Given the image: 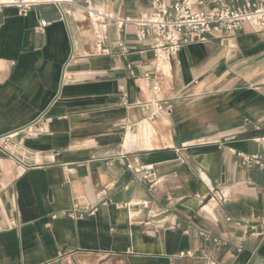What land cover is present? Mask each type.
I'll use <instances>...</instances> for the list:
<instances>
[{"label": "crops", "instance_id": "crops-1", "mask_svg": "<svg viewBox=\"0 0 264 264\" xmlns=\"http://www.w3.org/2000/svg\"><path fill=\"white\" fill-rule=\"evenodd\" d=\"M151 43L111 25L100 55L77 9L0 11V264H264V171L240 156L264 157V34L181 48L157 90Z\"/></svg>", "mask_w": 264, "mask_h": 264}, {"label": "built area", "instance_id": "built-area-1", "mask_svg": "<svg viewBox=\"0 0 264 264\" xmlns=\"http://www.w3.org/2000/svg\"><path fill=\"white\" fill-rule=\"evenodd\" d=\"M149 8L136 17H115L97 9L91 0H0V11L5 8H15L25 16L31 9L39 6L53 5L58 8L68 6L77 9L89 21L95 47L100 55H108L110 50L104 46L107 40L108 28L115 25L118 28L132 26L135 38L144 41L151 38L153 54L151 65L154 69V88L158 89V78L162 69L170 70L171 64L181 48L194 43H207L208 36L217 34L222 38H230L240 31L244 25H249L257 32L264 34V0H148ZM48 26L46 21H40L35 30L44 32ZM119 55L130 54L128 46L122 40L115 44ZM131 79H136L130 66H127ZM142 78H148L143 73ZM123 106L130 105L122 97ZM159 109V108H158ZM253 142L264 147V137L255 138ZM242 164L246 167L257 166L264 171V157L261 155H240ZM256 237H264V230L256 233ZM207 238V236H206ZM214 244L220 245L217 239ZM241 248H238V252ZM202 264H216L208 256L200 258Z\"/></svg>", "mask_w": 264, "mask_h": 264}]
</instances>
